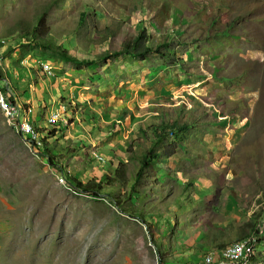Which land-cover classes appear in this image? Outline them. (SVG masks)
Segmentation results:
<instances>
[{
    "label": "rangeland",
    "instance_id": "1",
    "mask_svg": "<svg viewBox=\"0 0 264 264\" xmlns=\"http://www.w3.org/2000/svg\"><path fill=\"white\" fill-rule=\"evenodd\" d=\"M39 19L51 47L24 34ZM141 31L161 54L98 59ZM2 78L34 95L44 133L30 145L0 109V264H199L264 226V0H0ZM160 147L175 154L143 170L132 204L73 184L119 163L130 180Z\"/></svg>",
    "mask_w": 264,
    "mask_h": 264
},
{
    "label": "trees",
    "instance_id": "2",
    "mask_svg": "<svg viewBox=\"0 0 264 264\" xmlns=\"http://www.w3.org/2000/svg\"><path fill=\"white\" fill-rule=\"evenodd\" d=\"M167 6H159V8L166 10ZM95 15L99 16L100 11L94 12ZM26 37H29L31 40L36 41V43L39 46H47L51 47L50 41L48 39V35L51 34V29L46 26L44 23V19H39L36 23H34V26L26 31L24 33ZM152 44V41L148 36L145 35L144 31H141L137 36L130 38L120 44V49L115 52H109L105 51L103 54L98 56V59L108 61L111 59H114L119 56H129L134 59H140V60H146V58L152 54H161V49L165 47L164 43L160 44L159 46L152 47L150 44ZM54 50L65 60L67 61H73V62H79L81 64H93L94 61L92 60H78L76 57H73L71 55V51L69 49H66L65 47H53ZM70 106V105H69ZM189 130V126L187 124L181 125L177 121H173L169 125V131L172 132H187ZM37 133L43 134L41 130L37 131ZM47 143L52 140V137L48 135V138L46 139ZM168 148V147H167ZM165 147H160L158 150L150 149L149 152L146 154H143L139 157V169L131 178L130 180L127 179L125 168L123 166V163H119L118 166L115 168V170L111 173L108 171H104L100 177V179H92L91 181H88L87 183H82V181H76L73 180V184L75 185V188L82 193H88L93 194L95 197H102L104 194L114 198L115 197V203L116 205L122 206V204H126V201H129L130 204L132 199L134 197L140 196V193L138 191V186L136 185V182L140 180V177L143 173V170L145 168L154 166L158 164V161H161L162 159L167 161L174 153V151H169ZM48 151V149H47ZM54 156V155H53ZM52 157L49 159V163H51ZM112 164V163H111ZM111 175V176H110ZM135 182V183H134ZM121 188V190L125 189L126 193L124 195H121V191H116L118 188ZM117 192V194H116ZM127 194V197L125 196ZM126 200V201H125ZM131 214H133L135 217H138L134 207L131 209ZM142 216V215H140ZM142 221L145 222V217L142 218ZM260 224V223H259ZM255 226V223L250 222L248 223L251 228H249L248 233H241L240 232V240H245L249 237L259 236V227L260 225ZM254 230V236L251 234V232ZM222 249V247H220ZM258 256H260V253H256L255 257L253 258L254 261H258Z\"/></svg>",
    "mask_w": 264,
    "mask_h": 264
},
{
    "label": "built area",
    "instance_id": "3",
    "mask_svg": "<svg viewBox=\"0 0 264 264\" xmlns=\"http://www.w3.org/2000/svg\"><path fill=\"white\" fill-rule=\"evenodd\" d=\"M4 45L5 42L1 41ZM41 72L45 76H50L51 69L48 65L41 66ZM3 84H0V109L8 124L22 136L24 141L30 145L34 144L37 134V126L33 119L35 108L31 104H23L17 100L14 94L15 84L11 80L2 78ZM53 108V107H52ZM68 113L67 106L59 104L56 111H52L48 117L50 126L56 124L62 115ZM36 127V128H35ZM94 161L97 164H105L106 157L99 153H93ZM63 182V180H60ZM259 236L249 237L245 240L234 241L216 252L205 255L199 264H251L258 249L261 237H264V226L259 228Z\"/></svg>",
    "mask_w": 264,
    "mask_h": 264
},
{
    "label": "crops",
    "instance_id": "4",
    "mask_svg": "<svg viewBox=\"0 0 264 264\" xmlns=\"http://www.w3.org/2000/svg\"><path fill=\"white\" fill-rule=\"evenodd\" d=\"M13 84H15V90L13 92L15 96L17 97V100L23 104H32L33 107H36L37 99L34 97L32 93L31 94L23 93L22 87L17 85V84H20L19 79L15 78V80L13 81ZM31 91L33 92L34 90L31 89Z\"/></svg>",
    "mask_w": 264,
    "mask_h": 264
}]
</instances>
